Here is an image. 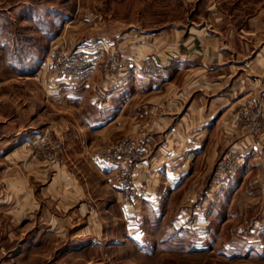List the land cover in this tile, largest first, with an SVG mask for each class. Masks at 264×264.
I'll use <instances>...</instances> for the list:
<instances>
[{"label":"crops","instance_id":"0c3cea01","mask_svg":"<svg viewBox=\"0 0 264 264\" xmlns=\"http://www.w3.org/2000/svg\"><path fill=\"white\" fill-rule=\"evenodd\" d=\"M170 2L178 15L157 26L149 21L140 31L85 42L94 59L88 75L44 87L51 94L45 102L35 89L22 107L12 153L0 127V209L9 204L20 231L23 221L32 223L24 233L28 245L23 249L21 236L9 252H29L37 261V253L52 250V264L74 252L100 255L150 235V213L163 223L173 216L175 237L191 238V259L220 253L222 262L213 264H264V0ZM112 54L136 67L109 70ZM145 58L153 59L146 71ZM248 105L262 108L256 137L237 114ZM46 132L64 141V165L13 154ZM129 138L147 147L134 170L143 195L133 204L97 157ZM232 142L241 148L238 179L227 174L215 186L216 160ZM55 238L62 243L53 250Z\"/></svg>","mask_w":264,"mask_h":264},{"label":"rangeland","instance_id":"374dc122","mask_svg":"<svg viewBox=\"0 0 264 264\" xmlns=\"http://www.w3.org/2000/svg\"><path fill=\"white\" fill-rule=\"evenodd\" d=\"M172 4L173 2H170V5H167L166 0H0V120L6 119L5 126L0 127L6 136V151L12 153L18 148L16 146L11 150L15 142L14 134L19 131V117L21 118L23 114L25 116L22 107L35 96L33 91L36 89L38 98L45 102L51 94H47L44 87L50 88L54 83L55 87L63 86L64 80L57 78L54 75L55 72L51 70V64L56 63L59 52H74L77 48L89 47L90 44L84 43L92 42L94 38L126 34L131 31V28L140 31L145 22L150 21V25L157 26L161 20H164L163 18H173L174 15H178ZM149 60L152 62L150 70L153 67V59L149 58ZM142 69H144L143 65ZM3 104L5 110L2 109ZM229 143H231L230 140ZM26 144L27 142L23 144V149L13 154L17 152L15 156H19L25 152L28 155H34L35 151L28 148ZM233 144L236 142H232L231 145ZM1 147L2 145H0V152ZM228 149L220 153L213 168L215 186L222 180L227 181L228 175L231 177L232 173L234 177L232 179H238L234 173L238 168H230L228 173L218 168ZM8 160L4 163H10ZM39 161L44 162L40 158ZM140 162L141 160L136 167ZM1 164L0 168L3 167V163ZM10 164L13 166L12 163ZM29 170L25 168L24 172L28 174ZM135 179L133 177V183L138 184L140 199L143 189ZM253 180L255 178L251 175L246 177V181ZM118 184L120 186L119 182ZM257 191L260 192V189ZM8 205L5 209H0V212L6 211L7 214L5 221L0 219V264H44L46 262L52 264L51 258L55 256L52 250L37 253V261L34 260L36 255L29 252H9V249L12 250L14 244L19 242L21 236L20 243L23 249L25 245H28L29 238L24 233L30 229L32 223L23 221L20 231L18 225L15 226L14 221L9 218L8 214L12 208ZM170 212L173 213L172 207ZM149 216L150 213L148 218L145 217V223H147L145 227L148 228L150 235L141 239L137 238L129 245L119 246L100 255L88 252L86 261L84 260L86 255L79 253L81 255L79 256L74 252L69 255L64 264H213L212 259L221 260L220 253L216 255L214 253L209 258L206 254H199L197 260L191 259L190 254L186 252L191 238L189 235L175 237L173 216H170L171 220L164 223L158 221L157 215L154 220L149 219ZM2 224L6 226L4 230L1 229ZM14 232H18L20 236L15 238ZM54 241L53 250L62 243V241L56 242V238ZM51 243L52 241L48 243L49 247ZM225 262L224 264H227Z\"/></svg>","mask_w":264,"mask_h":264},{"label":"built area","instance_id":"2783aa9c","mask_svg":"<svg viewBox=\"0 0 264 264\" xmlns=\"http://www.w3.org/2000/svg\"><path fill=\"white\" fill-rule=\"evenodd\" d=\"M108 62L110 65L109 70H116V68L123 70L125 67L133 69L136 67L135 61L125 62L115 54L109 56ZM151 63L149 58H145L143 62L144 69L149 70ZM54 64L55 66L53 67ZM54 64H51V70L53 73L55 72L54 75L57 78H62V80H68L71 76L78 74L83 76L88 75L94 67V59L85 49L77 48L74 52H59ZM237 114L239 119L250 127L249 135L256 137L263 127L261 122L262 108L257 105H248L241 107ZM26 146L35 151V154L32 155L33 158H40L48 165L62 166L67 162L64 141L51 132H46L28 141ZM240 153V147H237L235 144L231 145L225 152L218 168L227 173L230 168L235 169L240 161ZM146 154V145L141 140L135 138L111 144L107 148H102L97 152L98 159L103 161L115 173L117 181L122 188L125 201L128 204H133L139 200L140 191L137 189V185L133 183V174L136 164Z\"/></svg>","mask_w":264,"mask_h":264}]
</instances>
